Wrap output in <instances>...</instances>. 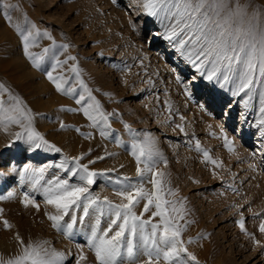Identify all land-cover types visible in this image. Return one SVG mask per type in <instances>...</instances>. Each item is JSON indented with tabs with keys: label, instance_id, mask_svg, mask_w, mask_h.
<instances>
[{
	"label": "rangeland",
	"instance_id": "374dc122",
	"mask_svg": "<svg viewBox=\"0 0 264 264\" xmlns=\"http://www.w3.org/2000/svg\"><path fill=\"white\" fill-rule=\"evenodd\" d=\"M241 3L250 4L249 13L258 6L264 13V0ZM166 23L147 15L142 0H0V27L10 30L12 40L0 44V84L8 89L0 90L2 99L8 106L13 103L9 93L19 96L32 111L36 131L61 150L36 149L23 140H15L13 134L21 130L19 125L10 124L5 131L0 122V135H4L0 143V196L7 197L0 199L4 210L0 216V254L7 257L18 251L15 236L19 233L26 242L49 240L52 247L66 254L65 264H77L81 254L87 259L80 264H98L87 245L95 214L90 210L89 217L81 222L83 213L77 211L73 235L65 236L48 219V213H55V208L45 203L41 185L56 177L83 185L79 174L73 176L59 165L65 163L71 169V158L84 154L80 163L87 164L90 171L102 173L87 185L89 192L101 200L108 197L119 203L116 192L123 186L116 181L123 179L103 164L114 159L116 149L132 158L130 145L147 136L163 157L158 159L156 170L166 173L168 187L175 190L174 196L165 198L176 200L177 207L183 203L186 209L180 221L187 225L181 238L188 252L196 257L191 260L184 254L188 264H264V232L260 231L264 222L260 89L246 107L247 95H233L234 85L220 88L201 77L164 39ZM17 24L25 29L34 24L40 30L30 51L50 49L41 67H35L25 54ZM54 56L67 60L53 75L69 78L65 87L75 85L74 95L58 91L48 79ZM69 56L75 60H68ZM73 66L81 70L80 78L104 112L110 114L107 125H94L84 115L82 109L90 102L87 93L85 100L77 103L83 90L71 71ZM192 78L197 79L196 85L191 83ZM122 125L126 130H122ZM225 133L232 141L233 151L225 146ZM95 137L99 139L98 146L110 144L113 150L103 153L104 157L96 155L92 148L77 151ZM197 141L202 150H198ZM203 150L211 159L205 158ZM45 165L49 167L44 180L33 187L32 180L24 176L25 166ZM139 182L138 175L124 181ZM143 183L146 189L154 190L148 178ZM25 195L39 204V209L32 204L25 206ZM145 203L147 200H141L135 211L138 215L143 213L144 219L157 222L160 218L151 215L154 206L145 212ZM70 216L71 213L61 223H70ZM4 219L11 228L4 227ZM109 219L101 218V231L107 228ZM146 259L140 256L141 262Z\"/></svg>",
	"mask_w": 264,
	"mask_h": 264
},
{
	"label": "snow or ice",
	"instance_id": "6c2138e0",
	"mask_svg": "<svg viewBox=\"0 0 264 264\" xmlns=\"http://www.w3.org/2000/svg\"><path fill=\"white\" fill-rule=\"evenodd\" d=\"M5 7L8 5L5 4ZM142 7L147 15L167 22L163 33L164 39L177 49L201 77L209 82L214 81L220 88L234 85L233 95L241 93L247 95V100L244 101L246 107L250 105L257 89H260L259 125L264 126V13L259 6L249 13L250 4L241 3V0H142ZM8 19L11 20V17ZM15 27L22 37L25 54L35 67H41L50 49L44 48L41 53L30 51L41 35L40 30L34 24L27 29L19 24ZM43 35L52 39L47 32ZM63 47L66 49L67 45ZM67 59L75 60V57L69 56ZM66 63L67 60H60L54 56L52 71L47 72V77L58 91L74 95L75 85L65 87L69 78L53 75L58 66ZM71 71L75 73L76 80L83 90L77 103L85 100L84 93H87L90 101L82 109L84 115L94 125L101 122L102 126L107 125L110 114L104 112L100 102L92 96L91 89L80 78L81 70L73 66ZM0 90L8 91L3 84H0ZM9 99L13 103L6 106L0 92V122L4 124V130L7 131L10 124L19 125L21 130L13 134L15 140H23L36 149L61 151L36 131L32 111L23 100L11 93ZM61 127L65 125L61 124ZM104 134L101 132V135ZM261 135H264V127L261 129ZM224 137L225 146L233 151L232 141L227 138L226 133ZM154 143L147 136L143 141L136 140L132 143V155L137 161L136 172L140 182L125 184L124 181H127L128 177L117 181L123 186L116 192L120 197L119 203L108 197L101 200L89 192L87 185L93 184L94 178L102 173L90 171L87 164L80 163L84 154L71 158L74 162L71 169H67L65 163L59 165L60 168L70 171L73 176L79 174L80 179L85 182L83 185L70 184L68 180L59 177L47 180L41 185L45 203L55 208V213H48V219L52 221V227L62 231L65 236L73 235L77 211L83 213L80 217L81 222L85 217H89L90 210L95 214V223L87 237V245L95 253L98 264H161V261L166 264H188L184 254L191 260H196V257L188 252L181 238L187 226L180 223L186 209L183 203L177 207L176 200L165 198L166 195L174 196L175 190L168 187L170 181L164 179L166 173L156 170L158 159L163 157L155 149ZM197 148L202 150L198 141ZM203 151L205 158L211 159L208 151ZM212 163L216 164L217 161L212 160ZM141 164L142 168L139 166ZM48 167L49 165L41 168L25 166L24 176L31 179L33 187H36L44 180ZM145 178L149 179L154 190L145 188L143 183ZM6 198L0 196V199ZM141 200H147L144 204L145 212L149 211L150 205L154 206L155 210L151 215L160 218L157 222H153L151 218L144 219L143 213L137 214L135 209ZM24 203L25 206L32 204L37 209L40 207L27 195L24 197ZM3 211L0 208V216ZM70 213L71 222L62 224ZM105 216L110 219L107 228L101 231V218ZM3 224L5 228L12 227L7 219L3 220ZM243 226L241 221V227ZM260 231L264 232V222L260 225ZM15 239L18 251L7 257L0 254V264H65L66 254L52 247L49 240L29 239L26 242L19 233ZM188 243H191V240ZM141 255L147 259L141 262ZM86 259L87 257L81 254L77 264Z\"/></svg>",
	"mask_w": 264,
	"mask_h": 264
},
{
	"label": "bare ground",
	"instance_id": "6f19581e",
	"mask_svg": "<svg viewBox=\"0 0 264 264\" xmlns=\"http://www.w3.org/2000/svg\"><path fill=\"white\" fill-rule=\"evenodd\" d=\"M2 23V22H1ZM9 31L10 30H8L7 29V27H5V26H2V27H0V44L1 45H3V44H8V43H10L12 40H11V36H10V33H9ZM16 33V32H15ZM14 33V34H15ZM12 34V33H11ZM19 34V33H18ZM167 51V50H166ZM1 61V60H0ZM4 68L6 67V65L4 64V66H3ZM3 67H1V68H3ZM182 69H183V66L181 67ZM9 73V72H8ZM8 75V74H7ZM188 83V82H187ZM189 83H190V81H189ZM188 83V84H189ZM191 83L192 84H194V85H196L197 83H198V81H197V79H195V78H192V80H191ZM191 85V84H190ZM189 86V85H188ZM192 86V85H191ZM78 116H79V114H78ZM84 119V118H83ZM78 121V120H77ZM82 123V122H81ZM118 125V124H117ZM121 125V124H120ZM123 126V125H122ZM121 126H118V128H120ZM124 128H122V130H126V128H125V126H123ZM110 130V129H109ZM118 130V129H117ZM122 132V131H121ZM119 133V132H118ZM123 133V132H122ZM122 133H119L118 135H121ZM130 133V132H129ZM93 134H95V133H93ZM117 134V133H116ZM128 134V133H127ZM244 134V133H243ZM92 135V134H91ZM123 135V134H122ZM124 136V135H123ZM122 136V137H123ZM243 136V135H242ZM118 137H120V136H118ZM121 137V138H122ZM241 138V137H240ZM4 139V135H0V143H1V141ZM115 139V138H114ZM113 139V140H114ZM119 139V138H118ZM117 139V140H118ZM121 140V139H120ZM4 141V140H3ZM86 141V140H85ZM85 141H84V143H85ZM106 141V140H105ZM107 141H108V139H107ZM110 141V140H109ZM112 141V140H111ZM125 141V140H124ZM98 142H99V139L98 138H94V139H92V141H90V142H88V143H85V144H81L79 147H80V149H78L77 151H80V150H82L83 148L85 149H90V148H92L95 152H96V155H103V157H104V154L105 153H107V152H111V150H113L112 148L110 149V147H109V145L108 146H106V145H100V146H98ZM100 143H103V141L102 142H100ZM113 143H114V141H113ZM129 144H130V142H128ZM127 143V144H128ZM110 146H112V145H110ZM116 146V145H115ZM120 146V145H119ZM131 146V145H130ZM69 148V147H68ZM67 148V150H69ZM72 147H70V149H71ZM118 148H120V147H118ZM91 150V149H90ZM121 150V149H120ZM120 150L119 149H116V151L114 150L113 152H115V157H114V159L113 160H108V161H105V164H103L104 165V168H107V169H110V170H114L117 174H120V176H121V178L123 179L124 177H128L129 179H131V178H134V177H137V172H136V169H137V161L135 160V157L133 158V156H132V158H130L128 155H127V153H123V152H120ZM124 150V149H123ZM126 150V149H125ZM129 150V149H128ZM83 151V150H82ZM86 151V150H85ZM92 151V150H91ZM122 151V150H121ZM90 152V151H89ZM104 153V154H103ZM82 154V153H81ZM93 154V153H92ZM129 154V153H128ZM80 155V154H79ZM96 155H95V157H96ZM132 155V154H131ZM77 156V155H76ZM114 156V155H113ZM112 156V157H113ZM31 157V156H30ZM98 157V156H97ZM108 157V156H107ZM110 157V156H109ZM112 157H110V158H112ZM93 158H94V156H93ZM98 158H102V157H98ZM61 159V158H60ZM96 159V158H95ZM103 159H105V158H103ZM64 159H62V161H63ZM102 160V159H101ZM61 161V162H62ZM143 165V164H142ZM141 168L143 167V166H141V165H139ZM103 168V169H104ZM106 171V170H105ZM111 172V171H110ZM114 173V172H113ZM112 173V174H113ZM115 173V174H116ZM112 174H110V176L112 175ZM116 174V175H117ZM119 176V175H118ZM137 181V180H136ZM117 182V181H116ZM135 182V181H134ZM111 235V234H110ZM226 264V263H225Z\"/></svg>",
	"mask_w": 264,
	"mask_h": 264
}]
</instances>
